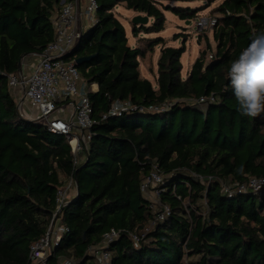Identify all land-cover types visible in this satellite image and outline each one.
<instances>
[{"label":"trees","instance_id":"trees-1","mask_svg":"<svg viewBox=\"0 0 264 264\" xmlns=\"http://www.w3.org/2000/svg\"><path fill=\"white\" fill-rule=\"evenodd\" d=\"M96 1L97 22L69 54L94 55L76 67L88 83L97 84L88 94L97 122L83 161L74 164L64 135L18 116L6 76L16 72L24 54L42 50L52 39L51 17L59 0H0V264H30L29 246L50 223L61 176H73L77 193L59 211L68 231L49 257L51 264L64 257L85 264L87 249L110 228L142 230L153 212L139 183L153 164L165 182L160 200L171 212L138 246L121 233L109 245L111 264H264V197H226L217 179L205 180L264 177V115L242 116L227 78L254 31L264 30V0H222L216 7L214 50L207 42L182 77L184 41L162 47L155 85L140 77L138 58L163 39H152L147 48L131 47L112 9L123 3L151 17L150 24L132 25L137 34L161 31L164 10L190 21L200 8L157 0ZM203 94L214 100H181L160 112L101 119L116 99L153 105Z\"/></svg>","mask_w":264,"mask_h":264},{"label":"built area","instance_id":"built-area-1","mask_svg":"<svg viewBox=\"0 0 264 264\" xmlns=\"http://www.w3.org/2000/svg\"><path fill=\"white\" fill-rule=\"evenodd\" d=\"M97 7L96 0H59L51 17L52 39L42 50L24 54L20 59V70L6 75L10 88L20 90L17 96L20 113L22 114V105L25 103L29 109V119H41L48 131L64 135L70 146L74 164L79 159L78 154H81V158L84 157L87 143L92 135L91 127L97 122L91 116L92 109L88 96L89 92L97 90V84L83 80L76 67L75 58L69 57V54L84 34L83 32L97 22ZM195 24L198 29L213 28L216 24V16H200L196 18ZM211 56L212 53L208 52L207 58ZM181 100L188 103L213 101L214 96L203 94L198 98L172 99L153 105L137 104L129 99H116L101 114V119L129 111L160 112ZM214 178L220 183L226 197L237 194L264 197V177L262 176H250L241 181H225L207 176L206 183ZM164 183L157 164H153L152 169L139 183V190L153 212L150 222L140 231L110 228L101 235L97 244L87 249L90 259L85 264H111L109 245L121 233L127 234L133 245L138 246L146 232L156 222L164 220L170 214V207L159 197ZM74 185L75 180L73 176H70L66 183L58 188L55 197L56 207L50 223L44 233L29 246L30 264H51L49 257L53 255L55 247L68 231V227L60 221L58 214L68 202L69 192ZM183 204L187 206L186 201ZM55 264L80 263L74 258L64 257Z\"/></svg>","mask_w":264,"mask_h":264},{"label":"rangeland","instance_id":"rangeland-1","mask_svg":"<svg viewBox=\"0 0 264 264\" xmlns=\"http://www.w3.org/2000/svg\"><path fill=\"white\" fill-rule=\"evenodd\" d=\"M162 1L163 3H172L173 5L176 6L200 8V10L197 12V16L191 19L189 22H186V19L182 20L178 18L170 11H165L166 22L164 23V28L161 31L140 33L141 35L147 34L146 37H150V39H152L154 35L157 36L160 35L165 39V44H169L174 47H178L181 44V42L184 41L185 50L180 57V61L182 63V69L180 73L182 77H185L189 69L191 68L194 59L199 55V52L202 49L206 48L207 42L210 44L212 51L214 50L216 44L215 40L212 37L213 28L198 29L196 27L195 20L200 16H213V15L217 16L218 12L216 11V7L222 0H173V1L162 0ZM112 12L123 24L128 40L131 41L133 39L132 25L134 24L132 23L131 19L134 15V10L126 8L123 3H118L112 9ZM150 21L151 18L149 22ZM83 33L85 35L86 30ZM147 41L148 40H145L144 43ZM159 50H160V45L159 46L157 45L153 49L154 51L153 54L147 53V55L149 54L148 57L145 56L144 58H139L141 77H145L149 79L153 85H155L156 82L157 57L159 55ZM81 77L83 78V80H86L82 75ZM22 110L23 113H27L25 111L24 105H22ZM37 121L42 123L43 120L39 119ZM52 137L55 138L56 134H53ZM186 205H188L187 201H186ZM198 206H199L198 212L204 214L205 213L204 205L198 202ZM154 208H156V206H154Z\"/></svg>","mask_w":264,"mask_h":264},{"label":"clouds","instance_id":"clouds-1","mask_svg":"<svg viewBox=\"0 0 264 264\" xmlns=\"http://www.w3.org/2000/svg\"><path fill=\"white\" fill-rule=\"evenodd\" d=\"M227 78L242 116L264 115V30L253 33L248 46L233 60Z\"/></svg>","mask_w":264,"mask_h":264},{"label":"crops","instance_id":"crops-1","mask_svg":"<svg viewBox=\"0 0 264 264\" xmlns=\"http://www.w3.org/2000/svg\"><path fill=\"white\" fill-rule=\"evenodd\" d=\"M158 1V5H166V4H170V5H173L172 3H163V1L162 0H157ZM170 1H173V0H170ZM176 6V5H175ZM165 11L166 10H164V15H165ZM135 14H144V13H142V12H137V11H134V15ZM133 15V16H134ZM150 18L151 17H148V20H147V23L146 24H150L151 22H152V18H151V21L149 22V20H150ZM169 21V20H168ZM165 22H166V15H165ZM140 33H143V32H139V33H137V34H133V39L131 40V41H129L128 40V44L131 46V47H142V48H147V46L149 45V43H150V41L152 40V39H154V38H156V37H161L162 39H163V42H161V43H158V44H156L155 46H159L160 45V50H159V55H158V57H157V60H158V58H159V56H160V51H161V49H162V47H165V46H171V45H169V44H165V39L162 37V36H160V35H154L153 36V38L152 39H150V37H146V35L147 34H140ZM127 36V35H126ZM127 39H128V37H127ZM145 40H148L147 42H145L144 43V41ZM155 46H153V48H152V51H153V49H154V47ZM152 51H149V50H147L146 51V54H145V56H149V54L147 55V53H154V51L152 52ZM145 56H143V57H139V58H144ZM139 58H138V60H139ZM140 63V62H139ZM190 70V69H189ZM151 72V71H150ZM139 73H140V67H139ZM153 73V72H152ZM140 77H141V74H140ZM156 77H157V75H156ZM142 78H145V77H142ZM16 89V90H15ZM11 92H12V94H13V96L15 97V98H17V96L20 94V90L18 89V88H11ZM17 100V99H16ZM24 107H25V111L27 112V113H23V111H22V116L23 117H29L30 115H29V109L27 108V106H26V104L24 103ZM81 154H78V161L80 160V162L81 161H83L82 159H81ZM67 179H68V177L67 176H61V181H62V183H61V186H63L65 183H66V181H67ZM76 195V187H75V185H74V187L72 188V190L69 192V199H68V201L69 200H71L72 198H73V196H75Z\"/></svg>","mask_w":264,"mask_h":264},{"label":"water","instance_id":"water-1","mask_svg":"<svg viewBox=\"0 0 264 264\" xmlns=\"http://www.w3.org/2000/svg\"><path fill=\"white\" fill-rule=\"evenodd\" d=\"M147 20H148V16L146 14H135L131 21L132 23L134 24H146L147 23ZM186 22H189V20H186ZM94 55H89V56H81V57H78L75 59L76 63H81L83 61H88L90 60L91 58H93ZM20 67H21V62L20 60L18 61V64H17V70H20ZM16 110H17V114L18 116L21 118V119H24V120H31L27 117H23L19 111V106L17 104L16 106ZM75 187H76V193H77V182L75 181Z\"/></svg>","mask_w":264,"mask_h":264}]
</instances>
